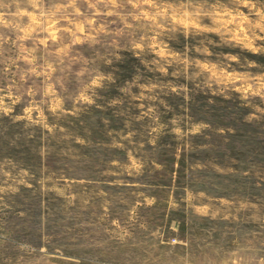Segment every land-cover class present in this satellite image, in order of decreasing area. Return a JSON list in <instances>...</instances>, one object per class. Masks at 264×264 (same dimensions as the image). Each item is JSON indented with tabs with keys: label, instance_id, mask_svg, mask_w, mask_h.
Here are the masks:
<instances>
[{
	"label": "rangeland",
	"instance_id": "rangeland-1",
	"mask_svg": "<svg viewBox=\"0 0 264 264\" xmlns=\"http://www.w3.org/2000/svg\"><path fill=\"white\" fill-rule=\"evenodd\" d=\"M0 264H264V0H0Z\"/></svg>",
	"mask_w": 264,
	"mask_h": 264
}]
</instances>
